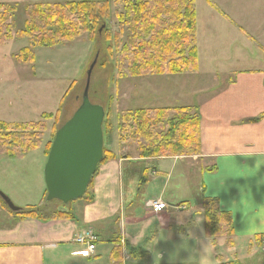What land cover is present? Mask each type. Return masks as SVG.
<instances>
[{
    "label": "crops",
    "instance_id": "1",
    "mask_svg": "<svg viewBox=\"0 0 264 264\" xmlns=\"http://www.w3.org/2000/svg\"><path fill=\"white\" fill-rule=\"evenodd\" d=\"M202 2L208 23L199 29L196 8L198 57L201 34L213 55L207 63L199 57L196 72L172 75L202 82L197 101L185 105L199 117L201 154L140 159L133 148L114 147L122 158L98 166L89 200L72 221L41 224L0 208V264H264V0ZM238 55L245 65L235 71ZM175 178H197L196 208L204 198L217 200L231 214L234 235L208 237L201 217L192 230L190 202L171 193L181 190ZM154 200L167 209L154 214ZM84 230L98 238L88 259L76 244Z\"/></svg>",
    "mask_w": 264,
    "mask_h": 264
},
{
    "label": "rangeland",
    "instance_id": "2",
    "mask_svg": "<svg viewBox=\"0 0 264 264\" xmlns=\"http://www.w3.org/2000/svg\"><path fill=\"white\" fill-rule=\"evenodd\" d=\"M34 1L0 0V3H12L20 7L18 28H21L24 20L21 17L23 8ZM106 1L109 5V14L97 28V31L101 32L102 38V51L100 53L97 52L95 42L91 40L89 35H85L64 46L36 49L37 63L35 68H31L18 65L14 59L15 54L23 48L29 47L28 41L14 40L0 47V121L6 123L38 122L42 120L44 114H56L59 109L61 110L58 119L55 117V120L47 121V131L44 134L40 149L16 159L0 156V192L21 209L39 206L44 208V210L41 209L43 211L42 216L21 217L5 209L7 214L16 219L33 220L41 224H47L48 221H72L75 218L74 214L79 215L86 206V201L89 200L87 189L84 197L71 202L69 205L60 202H47L44 171L48 161L46 152L51 148L57 131L72 118L81 106L87 84V73L95 59L97 64L91 75L88 95L92 104L103 107L106 112L103 123V160L107 157L109 158L108 161L122 158L119 156V149L114 147L124 148L120 146L117 128L123 111L167 109L181 105L185 107L189 104L190 99L192 101L199 93L202 82L189 75L120 78L116 68L117 45L120 43L117 37L120 32L118 15L124 12L125 1L127 0ZM195 4L198 11V22L201 25L199 29H202V23H208L206 19L203 20V15L204 17L207 16L208 8L202 0H195ZM221 33L222 30L218 32L219 39L215 38L214 46L223 40L220 37ZM122 37L124 38L123 34ZM123 38L121 39L122 44L125 41ZM204 41L213 46L212 38H207ZM210 48L204 45L201 34L199 40L201 63H207L213 55L211 51H208ZM213 48L219 51L223 46ZM233 55L235 56V54ZM234 64L236 66L245 65L244 62L240 61L239 55ZM205 66L209 67L208 65ZM241 66H237L236 69L238 70L235 71H239ZM196 101L195 99L194 102ZM129 148H133L137 152L136 147L131 146ZM183 153L186 154V152ZM138 157H140L139 154ZM179 157H189L190 160L194 156ZM104 162L102 161L100 165ZM144 165L142 163V166ZM197 180V178L187 179V181L177 184V178H175L173 187L180 185L182 191L171 190L172 195L182 194L180 197L190 202L192 209L188 214L189 223L193 224L199 222V217L204 221L202 207L201 210L196 208L197 200L201 196V188ZM182 186L184 187L182 188ZM155 201L161 200H154L153 202ZM48 203L50 204L48 205ZM152 203L150 204L151 210ZM61 211L68 213L67 217L70 218L67 219L58 214ZM53 215L54 219L50 220ZM5 217L8 215L3 214V218ZM184 217L187 215L182 218ZM194 229L195 224L192 230ZM87 231L89 230L83 232ZM123 241L121 240L120 243L125 246ZM83 246L87 247L86 245ZM178 248L183 249L184 246L180 245ZM180 249H178L179 252ZM180 254L179 257H181ZM178 262H182V260Z\"/></svg>",
    "mask_w": 264,
    "mask_h": 264
},
{
    "label": "trees",
    "instance_id": "3",
    "mask_svg": "<svg viewBox=\"0 0 264 264\" xmlns=\"http://www.w3.org/2000/svg\"><path fill=\"white\" fill-rule=\"evenodd\" d=\"M125 5L118 15L116 68L120 78L182 75L198 70L195 0H127ZM22 12L23 26L18 28L20 7L0 3V47L14 40L29 43L14 55L20 66L35 68L36 49L64 46L85 35L95 42L98 53L102 51L97 28L109 14L106 0H35ZM60 111L44 114L38 122L0 121V156L16 159L40 149L47 121L58 119ZM117 128L120 146L136 147L140 159L201 154L200 121L191 107L123 111ZM0 205L9 210L1 196ZM201 206L208 237L234 235L231 214L221 212L217 200L204 198ZM42 208H20L15 215L42 216ZM58 214L70 218L68 213Z\"/></svg>",
    "mask_w": 264,
    "mask_h": 264
},
{
    "label": "water",
    "instance_id": "4",
    "mask_svg": "<svg viewBox=\"0 0 264 264\" xmlns=\"http://www.w3.org/2000/svg\"><path fill=\"white\" fill-rule=\"evenodd\" d=\"M95 59L87 73V84L81 106L72 118L57 131L45 167L47 202L69 205L84 197L104 158L103 123L105 110L89 99V85ZM1 198L13 213L21 212L0 192Z\"/></svg>",
    "mask_w": 264,
    "mask_h": 264
},
{
    "label": "built area",
    "instance_id": "5",
    "mask_svg": "<svg viewBox=\"0 0 264 264\" xmlns=\"http://www.w3.org/2000/svg\"><path fill=\"white\" fill-rule=\"evenodd\" d=\"M151 208L154 213H162L167 209V205L162 203L161 201H155L152 203ZM97 241L98 238L91 231L83 232V234L77 238V245L87 246L86 251L83 254L84 258L88 259L93 256Z\"/></svg>",
    "mask_w": 264,
    "mask_h": 264
}]
</instances>
